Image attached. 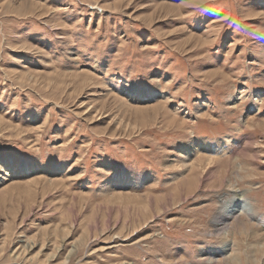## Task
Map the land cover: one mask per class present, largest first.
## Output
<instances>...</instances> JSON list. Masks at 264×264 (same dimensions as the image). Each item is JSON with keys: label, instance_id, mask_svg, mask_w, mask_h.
<instances>
[{"label": "rangeland", "instance_id": "374dc122", "mask_svg": "<svg viewBox=\"0 0 264 264\" xmlns=\"http://www.w3.org/2000/svg\"><path fill=\"white\" fill-rule=\"evenodd\" d=\"M0 165V264H264V0H0Z\"/></svg>", "mask_w": 264, "mask_h": 264}, {"label": "bare ground", "instance_id": "6f19581e", "mask_svg": "<svg viewBox=\"0 0 264 264\" xmlns=\"http://www.w3.org/2000/svg\"><path fill=\"white\" fill-rule=\"evenodd\" d=\"M136 92L138 93L137 91V88H132V89H129L128 90V96H132L133 98V95L136 94ZM152 94L154 92H151ZM139 96L142 98V99H145L147 98V96L143 93H138ZM134 99V98H133ZM203 146V147H202ZM217 147V146H216ZM201 150H205L206 153L208 154H211L213 155L214 153H223L225 152L226 150V146H223V147H220V148H216L212 145V146H209V145H203L202 143L200 142H195L192 146V148L190 149L188 146H183L180 148V151L179 153L184 155V156H188L189 155L191 156V154H198V152H200ZM224 154V153H223ZM187 164V163H186ZM188 165H186L187 167ZM36 166H32V165H29L27 163H24L23 165L20 166V170H21V173L22 174H28L31 173L33 171V169H35ZM238 198L235 200V202L232 203L231 206H229V209H227L226 211H224L222 214V220H227V219H230L231 217H234L235 215H237L238 213H243V214H247V216H250L252 217L253 216V213L251 211V208L248 206V203L243 200V197L240 196H237ZM221 220V221H222Z\"/></svg>", "mask_w": 264, "mask_h": 264}, {"label": "snow or ice", "instance_id": "6c2138e0", "mask_svg": "<svg viewBox=\"0 0 264 264\" xmlns=\"http://www.w3.org/2000/svg\"><path fill=\"white\" fill-rule=\"evenodd\" d=\"M0 166H2V165H0Z\"/></svg>", "mask_w": 264, "mask_h": 264}]
</instances>
